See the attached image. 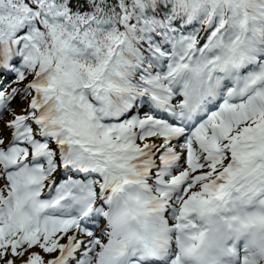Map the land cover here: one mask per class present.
Returning <instances> with one entry per match:
<instances>
[{"label":"snow or ice","instance_id":"1","mask_svg":"<svg viewBox=\"0 0 264 264\" xmlns=\"http://www.w3.org/2000/svg\"><path fill=\"white\" fill-rule=\"evenodd\" d=\"M0 264H264V0H0Z\"/></svg>","mask_w":264,"mask_h":264}]
</instances>
